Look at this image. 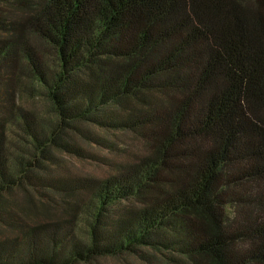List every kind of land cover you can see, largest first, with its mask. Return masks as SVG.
Instances as JSON below:
<instances>
[{
    "label": "trees",
    "instance_id": "1",
    "mask_svg": "<svg viewBox=\"0 0 264 264\" xmlns=\"http://www.w3.org/2000/svg\"><path fill=\"white\" fill-rule=\"evenodd\" d=\"M0 229V264H264V0H0Z\"/></svg>",
    "mask_w": 264,
    "mask_h": 264
},
{
    "label": "rangeland",
    "instance_id": "2",
    "mask_svg": "<svg viewBox=\"0 0 264 264\" xmlns=\"http://www.w3.org/2000/svg\"><path fill=\"white\" fill-rule=\"evenodd\" d=\"M35 43H37V40H34ZM19 97V102L21 106H24L28 108L29 110L35 111L39 116L43 118H51V110L49 107V104L47 101L44 99H32L26 97V94L24 91L20 92ZM18 133L17 128L10 127V130H8V139L10 141L9 148L11 150V153L14 152L15 148V143L20 145L22 148H24L22 141L18 138L16 135ZM83 149L87 150L89 153L95 155L96 157L103 159L105 161L109 162H114L120 160V158L117 156V154H122L128 151V149H131L129 147L132 146L133 151H143V145L141 142L134 140V139H129L125 136H122L121 140L117 141V152H112L109 149H105L103 147H100L96 144H91L90 142H78ZM18 145V146H19ZM19 146V147H20ZM122 151V152H120ZM106 169L107 167L103 164V162L100 161H86L82 159H78L73 157L71 154H61L58 153V167L56 168V171L60 177H87V176H94V177H103L106 174ZM33 196V195H32ZM34 202L36 205H40L38 202V199L34 197ZM27 196L24 193H21L17 191L14 193L11 197L10 200L13 201V211L18 216H23V212L19 208V203H24L25 206H27ZM29 203V202H28ZM56 215V213H55ZM58 217L61 219H65L66 215L64 213H57ZM46 217L44 214L41 213L39 216H33V219L35 222L38 221H43L46 220ZM48 220V219H47ZM83 228V226H80ZM2 229H0V239L4 238L3 236L6 235V232H4ZM148 251V250H145ZM148 253H152L151 256V261H143L135 256L125 254L121 256H116V257H110L106 259H100L98 262H95L93 264H167V260L165 259L164 256L155 253L153 251H148Z\"/></svg>",
    "mask_w": 264,
    "mask_h": 264
}]
</instances>
